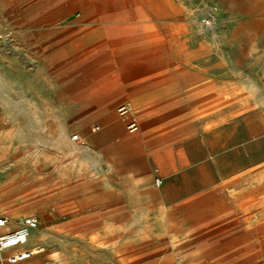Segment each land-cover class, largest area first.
<instances>
[{"label": "rangeland", "instance_id": "rangeland-1", "mask_svg": "<svg viewBox=\"0 0 264 264\" xmlns=\"http://www.w3.org/2000/svg\"><path fill=\"white\" fill-rule=\"evenodd\" d=\"M70 2L0 0V215L40 217L31 263L264 264V0H137L134 33L92 42ZM114 185L161 257L124 261L113 220L73 215Z\"/></svg>", "mask_w": 264, "mask_h": 264}, {"label": "crops", "instance_id": "crops-1", "mask_svg": "<svg viewBox=\"0 0 264 264\" xmlns=\"http://www.w3.org/2000/svg\"><path fill=\"white\" fill-rule=\"evenodd\" d=\"M2 116L3 114L0 112V119H2ZM157 145L158 144H156V146ZM126 156L132 157L131 154L126 153L123 157L125 161L128 159ZM53 173L55 172L53 171ZM112 176L113 178H111L109 181L112 182L113 184L117 182L118 184L125 183L127 180L131 179L129 173L119 174L118 176L116 173H114ZM107 189L108 190L104 191V194L98 195L99 197L97 198L99 199V201H95L93 198L92 200L94 201L90 202L91 206H88L87 208H82V210H79L77 212L74 211L73 215L74 214L80 215L83 218H86L87 216H93V215L97 217L106 215L109 217L108 221L113 220L114 224L116 225L114 230L116 231L113 234L112 239L108 241L107 245L111 247L112 251H114V248L115 249L117 248L118 252H121L120 254H118L119 258H120V255H122L123 257L122 259L124 261L131 260L130 250L133 247L141 248L140 253H138L139 254L138 256L151 257L155 255V257H161L162 256L161 249L163 247V243L160 242L158 239L155 241H152L151 243H146V244L141 245L139 243L130 242V239L128 238L129 234L127 232L130 231V229L133 230V228L137 229V226H138V225L137 226L132 225V228H130L131 226L130 217H132L133 213L137 212L139 208L142 209V206L140 207L135 206V204L131 202V199H132L131 194L123 186L117 187L116 185H114L111 188H107ZM94 194L95 193H92L91 195V194H87L84 192L82 194H78L76 199L90 200L91 196L93 197ZM156 203H158V201H156ZM154 210H155V213L161 212L160 201H159V206L157 205ZM134 221L135 219L132 220L133 224H134ZM37 231L33 233L31 240H30V245L34 247H37V244L39 243V239L41 237V235L39 234L37 235ZM117 231H119L120 233L116 234ZM116 242L118 243L117 246H116ZM37 249L39 248L37 247ZM39 250L35 253L34 258L25 264H32L31 262L33 263L37 262L39 259L37 257H39V254H40Z\"/></svg>", "mask_w": 264, "mask_h": 264}, {"label": "built area", "instance_id": "built-area-1", "mask_svg": "<svg viewBox=\"0 0 264 264\" xmlns=\"http://www.w3.org/2000/svg\"><path fill=\"white\" fill-rule=\"evenodd\" d=\"M130 112L128 106L118 109V113L123 119H127ZM98 129V127H94L92 132L95 133ZM127 130L129 133L135 134L139 131V124L131 121L127 125ZM72 141L80 143L81 138L79 135H74ZM39 227L40 217L36 214L26 215L15 220L0 215V264H25L31 261L39 249L31 246L30 240Z\"/></svg>", "mask_w": 264, "mask_h": 264}, {"label": "bare ground", "instance_id": "bare-ground-1", "mask_svg": "<svg viewBox=\"0 0 264 264\" xmlns=\"http://www.w3.org/2000/svg\"><path fill=\"white\" fill-rule=\"evenodd\" d=\"M99 1L100 2H95L94 0H79V1L75 0V2H70V6L72 9L78 7H82L84 9H87L88 7L92 8L84 15L90 17V22H92L94 17H96L97 19H100V22L103 24L101 26L100 25L98 26L99 33L94 32L89 34L88 37H86V39L89 40L90 42L97 41V39H99V37H102L103 35L112 38L114 37L119 38L121 36L130 35L134 32H131L130 27L125 25L130 23V21L134 20L136 17L139 18L145 16L143 14L144 9L140 7V5L137 3V0H99ZM82 22L85 23V21ZM146 30H147V32H145L146 34H148L149 36L153 35L151 37L152 40L158 39V37L155 34L156 28L154 26H150L149 28H146ZM81 43L83 44V42ZM134 74L138 75L137 73ZM85 150H87L86 152L88 154L89 149L86 148Z\"/></svg>", "mask_w": 264, "mask_h": 264}]
</instances>
